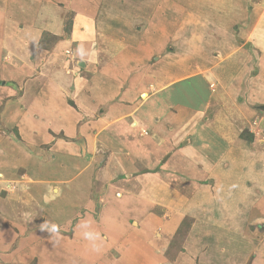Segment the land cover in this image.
<instances>
[{
    "label": "crops",
    "instance_id": "0c3cea01",
    "mask_svg": "<svg viewBox=\"0 0 264 264\" xmlns=\"http://www.w3.org/2000/svg\"><path fill=\"white\" fill-rule=\"evenodd\" d=\"M114 3L118 1L0 0V136L1 127L11 124L24 139L28 152L21 155L25 158L37 155L41 146L51 152L30 158L35 164L27 165L7 150L11 141L0 138V172L5 174L6 185H14L12 195H24L23 182L17 183L22 171L38 182L30 189L44 195L55 189L61 194L62 179L45 173L43 167L56 169L59 162L79 167L82 153L96 158L99 148H105L102 151L110 159L90 173L79 174L76 167L79 175L75 178L81 180L79 193L88 192L85 201L90 211L98 197L109 195L108 204L97 207L107 228L129 232V211H135L132 217L139 220L145 210V192L154 198L178 194L188 211L212 203L214 196L223 200V196L234 195V209L239 211L241 196L257 202L258 196H264V156L249 154L241 144L252 140L251 126L263 119L256 95L264 78L248 74V65L255 60L244 52L256 54L255 50L247 43L242 46L239 34L233 36L237 37L235 52L246 64L236 83L224 79L219 69L223 65L219 62L224 61L214 59L216 71L199 76L177 77L172 73L176 62H158L145 72L146 53L159 49V43L149 37L139 41L134 33L137 25L125 26L128 14L118 12ZM69 11L66 34L63 19ZM43 35L57 39L51 47H39ZM208 80L213 82V90ZM132 122L147 127L151 135L140 137ZM234 139L242 142L234 145ZM243 163H248L250 172L240 167ZM135 179L141 181L138 186ZM50 180L58 188L48 189ZM238 181L245 183L233 187ZM137 202L141 207L131 209ZM139 222L148 223L141 218ZM97 231L99 226L89 212V220L76 224L73 236L82 243L84 236Z\"/></svg>",
    "mask_w": 264,
    "mask_h": 264
},
{
    "label": "rangeland",
    "instance_id": "374dc122",
    "mask_svg": "<svg viewBox=\"0 0 264 264\" xmlns=\"http://www.w3.org/2000/svg\"><path fill=\"white\" fill-rule=\"evenodd\" d=\"M116 1L118 3L112 4L117 7L116 10L128 14L125 26L137 25L138 32L134 29L132 31L139 41L149 37L153 39V43H159V49L146 53L145 72H149L148 67L157 65L158 62L161 65L176 62L178 66L173 67L172 73L177 77L184 74L199 76L205 71L209 72L208 70L216 71L211 62L214 59L216 62L224 61L219 62L223 64L219 69L226 76L224 79L230 78L236 83L241 70L244 72L246 68V64L242 62L243 56L235 52L233 47L237 40L233 36L239 34L243 40L242 46L247 43L256 52L255 54L247 49L244 51L247 52V57L255 60L248 65V74L264 78V0ZM17 6L21 7L20 4ZM71 15L72 12L69 11L63 19L66 34L69 33ZM56 39L52 35H43L38 46L51 47ZM195 47L202 48L196 50ZM155 57L158 58L157 61H154ZM178 62L183 66L179 67ZM208 82L209 89L213 90V82ZM150 89L152 90L151 87ZM257 92V102L264 105V86ZM144 96L145 93L141 99ZM260 114L263 119L259 124L251 126L253 138L250 142L233 140L234 145L242 142L248 153L257 157L264 156V112L261 111ZM9 126L1 127L3 132L0 138L11 141L6 148L14 152V158L18 156V159H23L25 164L30 165L35 164L34 159L38 155H51L50 150L41 146L37 155L25 158L21 155L22 152H28L24 139L14 125ZM131 126L138 129L140 137L151 135L145 126L139 128L136 122H132ZM104 149L99 148L96 158L91 153H82L78 161L79 167L71 162L64 166L59 162L56 169L51 168V165L43 167L45 173L62 179L61 194L55 189L46 195L42 191L37 192V189H30L38 182L31 174L22 171L19 172L20 181L17 180V183L23 182L21 191L24 190V195H12L14 185H6L5 174L0 172V264H264V196H258L254 204L249 196H241L240 211L234 209L237 203L232 197L234 195L223 196V200L214 196L213 204L206 203L202 208L197 206L188 211L178 194L174 196V193H169L168 197L161 194L154 198L146 196L145 192V210L140 218L146 220L147 224L140 223L139 217V220L132 217L135 211H129V232L104 226L97 209L108 204L109 195L106 193L96 198L98 203L92 212L86 206L88 192L85 190L84 194L79 193L78 182L81 180L75 178L84 173V170L89 173L90 170H97L106 162L105 159H110V155L107 158L106 152L102 151ZM76 167L79 174H76ZM240 167L247 172L251 171L248 163H243ZM69 172L75 176L68 175ZM135 182L138 186L141 181L135 179ZM243 183L245 181H238L233 187H241ZM245 185L251 188L247 182ZM57 186L52 181L49 182L48 189L58 188ZM209 191L212 193V188ZM217 191L218 189L213 193L216 194ZM135 207H141V203L137 202L131 209ZM157 209L159 211L155 212ZM89 212L99 226L98 234L88 233L82 238V243L77 242L73 230L80 221L89 220ZM156 219L158 221L154 222ZM135 253H140V256H135Z\"/></svg>",
    "mask_w": 264,
    "mask_h": 264
},
{
    "label": "water",
    "instance_id": "95a60500",
    "mask_svg": "<svg viewBox=\"0 0 264 264\" xmlns=\"http://www.w3.org/2000/svg\"><path fill=\"white\" fill-rule=\"evenodd\" d=\"M260 110H263L264 111V105H259L258 107Z\"/></svg>",
    "mask_w": 264,
    "mask_h": 264
},
{
    "label": "trees",
    "instance_id": "16d2710c",
    "mask_svg": "<svg viewBox=\"0 0 264 264\" xmlns=\"http://www.w3.org/2000/svg\"><path fill=\"white\" fill-rule=\"evenodd\" d=\"M67 30H68V28L66 29V31H67ZM241 135L244 136V133L242 132Z\"/></svg>",
    "mask_w": 264,
    "mask_h": 264
}]
</instances>
